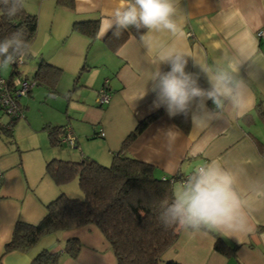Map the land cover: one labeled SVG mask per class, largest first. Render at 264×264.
<instances>
[{
    "label": "crops",
    "instance_id": "crops-1",
    "mask_svg": "<svg viewBox=\"0 0 264 264\" xmlns=\"http://www.w3.org/2000/svg\"><path fill=\"white\" fill-rule=\"evenodd\" d=\"M65 1L70 5L58 4L55 0H25L24 10L37 19L35 38L45 25V39L55 42L52 50L38 53L32 50L30 55L40 56L61 70L49 93L55 96L53 99L59 103V108L66 103L64 113L76 122L75 128L68 121L56 123L41 114L31 119L25 105V117L18 120L20 130L35 133L33 130H42L46 123V126H65L75 136L72 148H78V158L91 156L107 165L120 151L125 157L150 165L154 175L161 179L178 175L182 180L197 167L218 159L226 168L244 169L240 179L244 189L253 181H264V81L250 84L251 106L243 117L226 112L220 121L205 128H194L180 116L187 123L184 131L174 118L168 117L163 107L154 104L155 94L147 80L155 56L144 51L139 36L125 30L118 35H114L113 30L104 33L108 20L125 0ZM182 6L185 35L181 44L193 59L209 66L223 64L233 56L236 46H243L264 64V40L256 35L264 28V0H182ZM86 21L97 22L93 40L72 29L74 23ZM124 32L127 37L122 40ZM113 44L118 46L113 49ZM160 67L162 71L169 70L167 65ZM186 71H198L191 58ZM199 83L208 87L203 77ZM145 85L146 95L138 98ZM103 86L109 101L100 107L96 100ZM73 89H80L76 104L70 95ZM56 92L62 97H71L59 99ZM31 95L32 88L27 96ZM208 106L212 107L211 101ZM155 114L160 116L121 151L123 139L139 122ZM16 123L11 138L0 133V264H30L42 250L60 253L58 264H116L109 244L94 225L46 234L25 251L4 252L15 223L37 224L45 214V205L58 195L49 180H44L49 157L40 154L35 137L27 149H22L15 136V131L17 136L19 131L15 130ZM173 125L181 130L179 135L166 131ZM90 135L96 139L93 141L97 143V153L88 150ZM29 150L32 153L26 154ZM54 158L62 159L58 156L51 159ZM181 180L173 183V194L180 189ZM212 231L226 245L237 246L234 254L215 251V237L206 230L192 235L181 229L174 244L162 254L161 264H264V198L252 202L245 231ZM72 238L80 243L75 258L64 252L66 242Z\"/></svg>",
    "mask_w": 264,
    "mask_h": 264
},
{
    "label": "clouds",
    "instance_id": "clouds-1",
    "mask_svg": "<svg viewBox=\"0 0 264 264\" xmlns=\"http://www.w3.org/2000/svg\"><path fill=\"white\" fill-rule=\"evenodd\" d=\"M24 7L25 0H0V14L9 19ZM184 24L182 0H125L108 20L104 33L113 30L118 35L130 28L139 33L144 51L155 56L147 80L155 94L154 104L163 107L170 119L182 116L192 127L205 128L220 121L226 112L243 117L251 106L250 84L264 81V64L243 46H236L233 56L223 64L199 62L181 44ZM30 54L22 28L0 40V68L22 62ZM190 58L197 72L186 71ZM161 65H167L169 70L162 71ZM201 77L207 81V88L200 85ZM146 92L145 85L138 98ZM166 131L181 133L175 125ZM243 174V168H226L218 159L197 167L171 202L161 204L160 222L166 229L179 225L192 235L202 230L245 231L252 202L264 198V181H253L244 189L240 185Z\"/></svg>",
    "mask_w": 264,
    "mask_h": 264
},
{
    "label": "trees",
    "instance_id": "trees-1",
    "mask_svg": "<svg viewBox=\"0 0 264 264\" xmlns=\"http://www.w3.org/2000/svg\"><path fill=\"white\" fill-rule=\"evenodd\" d=\"M55 1L58 4L70 5L65 0ZM19 28L24 30L25 39L31 45L37 31L36 17L28 14L24 9L11 19L0 14V40ZM72 29L93 40L98 25L96 21L76 22L72 25ZM125 32L139 36L133 28ZM125 32L122 40L127 37ZM118 44H113L112 48L115 49ZM10 66L12 70L8 78L20 77L15 69L18 65ZM60 73L59 68L39 57L33 80L30 81L34 82L35 86L46 84L53 89ZM77 77L78 75L75 76L74 83ZM259 106L258 104L257 108ZM159 116L160 114H155L139 122L123 139L121 151ZM17 121L7 128L0 126V133L11 138ZM174 121L181 129L187 130V123L180 119V116L175 117ZM65 128V126H47L51 146L66 144L62 142ZM78 160L80 161L51 159L45 163L44 173L53 179L57 187H62L76 177L81 197L72 198L60 191L45 205V214L37 224L17 221L10 240L4 245V252L25 251L46 234L94 225L109 244L116 264H161L162 254L174 244L182 228L176 225L166 229L159 220L160 207L164 201L171 202L174 197L173 183L180 181L181 176L157 178L150 165L125 157L120 151L114 154L108 166L88 157ZM206 231L215 237L213 245L215 251L225 255L234 254L237 246L230 247L215 232ZM79 249V241L72 238L66 242L64 252L69 257L75 258ZM60 257V253L51 254L42 250L30 264H58Z\"/></svg>",
    "mask_w": 264,
    "mask_h": 264
},
{
    "label": "rangeland",
    "instance_id": "rangeland-1",
    "mask_svg": "<svg viewBox=\"0 0 264 264\" xmlns=\"http://www.w3.org/2000/svg\"><path fill=\"white\" fill-rule=\"evenodd\" d=\"M30 4V3H29ZM42 28L44 30L41 31L40 35H38L36 38L33 39V43H32V47L31 50H33L35 53H38L39 51L41 52H47L49 50H52L53 47L55 46V42L48 38L45 39V35H44V31H45V25L42 26ZM38 56L37 58H33V57H25L23 60V64H21L20 66L16 67L15 69L19 72L20 77H26L29 80H33L34 77V73L36 68H34L35 64L38 62L39 60ZM12 67L9 65L6 68H0V76L4 79H7L10 76ZM15 79H18V77H15ZM80 89H73V91L71 92V96L73 99L74 104H76V99H77V94L79 92ZM50 91H52L51 87L46 85V84H39L36 86L32 87V95L31 97L29 96H24L20 99V103L22 105V107L25 105L28 106V109H26V113H29V116L32 118H37V116L39 114L43 115L44 117L49 116V118L53 121H55L56 123H67L70 122L73 126V128H75V124L76 122L73 121L72 119L68 118L71 117L70 115L65 114V106L66 103L63 104V106L61 108H59L58 106V102H54L55 96L53 97L51 95V93H49ZM58 91V90H57ZM57 93V92H56ZM73 93V94H72ZM65 96L62 97L61 94H56V97L58 96L59 99H64L67 100V97H71V96ZM76 98V99H75ZM34 99V101L32 100ZM47 119V118H46ZM55 119V120H54ZM2 121H7V118H2ZM48 121V120H47ZM20 124L21 122H17L16 126H15V130L16 128L19 129L18 131V136L16 135V131H15V136L16 139L18 141V143L21 145L22 149H27V147L30 145V141L32 139L37 140L35 143L39 146V151L40 154H46V156H48L49 158H47V160L49 161V159L51 160V158L53 156H58L61 157L62 159H66L69 160V158H72L75 154L74 159H70L71 161H75L78 162L80 160V158H78L77 154H78V148L74 149L72 147L69 146H63V145H55V146H51L49 144V140H48V135H47V123L46 125H43V128L41 127L40 129L42 130H33L35 133H26V130H20ZM45 127V128H44ZM20 137V138H19ZM91 138H89L87 141H89L88 144V150L91 151L90 153H97V143H95L93 140H96L95 138H93V136L90 135ZM79 145L81 146V140L78 141ZM32 150L27 151L26 154H31ZM51 154V155H49ZM76 158V159H75ZM90 159H94L91 156H89ZM95 160V159H94ZM98 161V160H97ZM99 162V161H98ZM101 163V162H100ZM110 164L107 163L106 166H108ZM105 166V165H104ZM46 179L44 180H49V182L51 183V185L53 187H55L57 193H59L60 191H63L72 198L75 197H81V192L80 189L78 188V184H77V179L72 178L67 184L63 185L62 187H57V185H55L53 179H51V177H49V175L46 174L45 176Z\"/></svg>",
    "mask_w": 264,
    "mask_h": 264
},
{
    "label": "built area",
    "instance_id": "built-area-1",
    "mask_svg": "<svg viewBox=\"0 0 264 264\" xmlns=\"http://www.w3.org/2000/svg\"><path fill=\"white\" fill-rule=\"evenodd\" d=\"M257 37L259 40H264V28L257 31ZM18 66L22 62L14 63ZM34 82H31L25 77H20L18 79H4L0 76V126L7 128L14 121L23 119V107L21 106L20 99L24 96H27L29 91L34 85ZM109 101V94L106 91V88L103 86L97 96L96 103L98 106H104ZM2 118H7V121H2ZM102 135V134H101ZM62 142L66 143L70 147L75 146V136L69 128H65V135L62 137ZM185 177L181 183L186 179Z\"/></svg>",
    "mask_w": 264,
    "mask_h": 264
}]
</instances>
